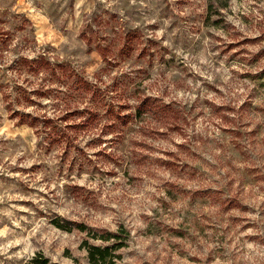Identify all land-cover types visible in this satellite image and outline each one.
Segmentation results:
<instances>
[{"label": "rangeland", "instance_id": "rangeland-1", "mask_svg": "<svg viewBox=\"0 0 264 264\" xmlns=\"http://www.w3.org/2000/svg\"><path fill=\"white\" fill-rule=\"evenodd\" d=\"M56 218L119 264H264V0H0V264H86Z\"/></svg>", "mask_w": 264, "mask_h": 264}, {"label": "trees", "instance_id": "trees-1", "mask_svg": "<svg viewBox=\"0 0 264 264\" xmlns=\"http://www.w3.org/2000/svg\"><path fill=\"white\" fill-rule=\"evenodd\" d=\"M84 37V36H83ZM99 55L102 58L103 63H108L107 57L102 51L99 50ZM148 101L154 102L151 99H144V101L137 107L133 117L138 118L148 111L152 114H156L157 111L164 112L165 107L160 108L153 105H148ZM151 102V103H152ZM89 112H94V110L88 109ZM106 113L111 115L116 120L122 122L123 125L128 124V116H120L119 113L107 110ZM37 118H31L28 114L20 115L18 124L33 126V122ZM52 225L64 232L78 231L80 233H85L87 236L86 240H83L79 246L80 249L84 250L86 253V264H119L121 261L120 251L127 247L128 233L120 228L116 232H109L103 230H97L92 227L86 226L83 223H77L73 221H68L65 219L56 218L51 221ZM92 242H97L99 244H94ZM28 264H57L51 262L48 258L44 257L42 254L38 253ZM73 264H81L77 260H74Z\"/></svg>", "mask_w": 264, "mask_h": 264}]
</instances>
